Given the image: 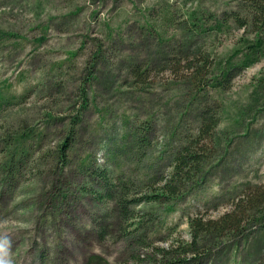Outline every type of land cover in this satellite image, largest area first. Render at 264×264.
Segmentation results:
<instances>
[{"label": "rangeland", "instance_id": "obj_1", "mask_svg": "<svg viewBox=\"0 0 264 264\" xmlns=\"http://www.w3.org/2000/svg\"><path fill=\"white\" fill-rule=\"evenodd\" d=\"M200 1L0 0V179L16 145L28 151L18 177L0 185V264H84L94 253L106 264H182L153 248L190 241L189 216L217 218L249 185L264 184L263 58L229 88H208L220 103L219 122L198 188L138 206L153 220L129 237L113 205L93 196L103 185L91 171L125 174L140 193L153 176L170 173V155L181 128L191 132L198 100L186 72L170 61L174 51L186 43V51L217 61L243 34L186 32L188 9L201 4L214 12L227 3ZM139 63L154 65L140 85L131 74ZM135 118L155 121L145 149L127 126ZM179 119L187 121L181 128ZM98 218L109 224L105 238ZM218 243L209 240L213 251L203 264H264V213L244 236Z\"/></svg>", "mask_w": 264, "mask_h": 264}, {"label": "trees", "instance_id": "obj_2", "mask_svg": "<svg viewBox=\"0 0 264 264\" xmlns=\"http://www.w3.org/2000/svg\"><path fill=\"white\" fill-rule=\"evenodd\" d=\"M186 1V3L194 4L200 0ZM226 1L227 3L220 11L212 12L209 9H204L201 4L188 9L185 13V30L193 34L194 37H199L213 33H227L233 28L240 29L243 34L240 37L239 46L234 52L216 61L210 56L208 58L204 56L198 51L199 49L186 51L184 49L186 43H179L178 51H174L176 55L173 54L174 58L170 59L176 66V72H186L183 78L193 83L195 95H197L194 99H198L195 100L197 102L194 105L196 117L192 122L191 132L181 128L187 121L179 119L178 127L182 130V137L181 142L177 144L170 155V173L153 176L143 188V193H140L137 183L126 179L125 174L110 175L104 169L91 171L103 185L102 190L93 191V196L100 202H109L113 205L110 211L113 214H119L120 228L124 237L133 235V231L141 228L144 222L153 220L152 217H143L144 214H141V210L137 209L138 206L154 203L167 204L171 200L186 197L203 182L204 165L210 158V147L215 141V129L219 122L217 111L220 109V103L216 100L212 101L211 95L207 92L208 88L222 90L229 88L237 74L264 58V0ZM154 30V34H158L160 37L157 29ZM190 45L192 48V44ZM145 65L142 66L139 63L131 67L135 84L146 83L149 74L153 71L154 65L150 63ZM185 88H187L186 85ZM154 123L153 118L143 120L135 118V120L128 121L127 126L130 131L132 130L131 136L134 137L133 141L138 147L145 149L151 144L150 136ZM70 146V139H67L61 149V161H66ZM15 153L7 168L4 169L6 175L0 179L1 187L7 186L18 177L21 163L23 160H27L23 156L28 151L20 149L18 144ZM9 179L10 181H8ZM153 182L160 185L155 187ZM231 206L229 211L217 218L189 216L190 241L167 248L151 246L155 249L154 255L159 254L163 258L176 259V262L182 264L192 262L203 264L212 255L213 250L208 246L210 239L221 245L230 237L244 236L248 224L258 221V216L264 213V184L249 185L244 193L233 199ZM102 222H104L103 219L98 218L95 228L101 238H105L110 227L109 224H102ZM139 240L140 244L144 243L147 237ZM84 264H106V261L94 253L86 258Z\"/></svg>", "mask_w": 264, "mask_h": 264}]
</instances>
